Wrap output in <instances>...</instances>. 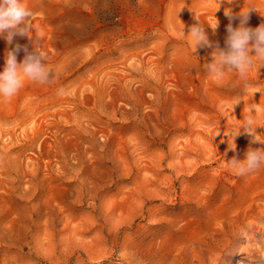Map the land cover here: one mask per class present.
<instances>
[{
  "label": "rangeland",
  "instance_id": "rangeland-1",
  "mask_svg": "<svg viewBox=\"0 0 264 264\" xmlns=\"http://www.w3.org/2000/svg\"><path fill=\"white\" fill-rule=\"evenodd\" d=\"M24 2L55 75L0 98V264H264V169L228 163L264 150V66L214 77L187 35L264 0Z\"/></svg>",
  "mask_w": 264,
  "mask_h": 264
},
{
  "label": "clouds",
  "instance_id": "clouds-1",
  "mask_svg": "<svg viewBox=\"0 0 264 264\" xmlns=\"http://www.w3.org/2000/svg\"><path fill=\"white\" fill-rule=\"evenodd\" d=\"M253 10L258 11L255 6L246 10L241 9L235 15L230 9L225 10L229 24L226 27L227 35L223 47L218 41L209 39L205 25H202L198 16L194 14L197 23L190 26L187 35L194 42L195 51L197 47L212 49L211 63L206 65L212 76L219 78L225 74L226 69H233L239 73L241 79L246 80L253 66L257 69L264 66V22L255 28L248 26L250 12ZM33 15L34 13L27 7L24 0H0V35L4 36L9 44H12L16 35L27 37L32 44L31 51L27 45L20 44L6 51L5 66L0 72V98L2 99L10 100L14 97L24 87L25 79L39 84H48L53 81L55 73L46 65V54L36 46L33 37L29 35L33 30L31 24ZM235 19L239 20V24L234 27L232 21ZM218 26L216 20L215 26L212 27L213 33ZM21 51L24 56L22 61L18 62L17 56ZM241 129L253 137L250 123L245 122ZM240 133L241 130L231 134L233 140L231 145L228 144L229 150L235 151V139ZM253 142H255L254 138ZM228 163L239 176L258 172L264 169V150L249 147L244 159L233 157ZM238 264H243V261Z\"/></svg>",
  "mask_w": 264,
  "mask_h": 264
}]
</instances>
